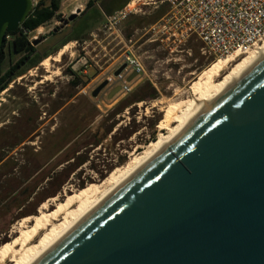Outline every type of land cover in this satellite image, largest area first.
I'll return each mask as SVG.
<instances>
[{
    "label": "rangeland",
    "instance_id": "374dc122",
    "mask_svg": "<svg viewBox=\"0 0 264 264\" xmlns=\"http://www.w3.org/2000/svg\"><path fill=\"white\" fill-rule=\"evenodd\" d=\"M89 1L88 13L97 10L101 14L98 27L77 42H68L69 49L58 62L49 60L57 51L35 67H24L20 77L0 92V247L16 240L12 228L24 218L36 217L43 203L66 200L68 191L100 187L113 172H123L134 160L130 154L160 135L166 103L191 99L193 83L218 61L204 58L193 38L178 42L172 36L176 33L169 20L173 15L170 2L175 0H136L131 9L130 1L125 9L131 11L124 19L113 11L125 0H60L57 17L27 35L40 33L42 40L32 56L44 54L67 37ZM76 10L81 13L73 22L50 35L61 19ZM11 43H5L1 74L21 57L13 53ZM127 58L136 61L143 73L129 82L133 73H128L113 89L107 86L93 97L92 92L114 77ZM48 60L46 68L42 64ZM71 81L79 85L71 87ZM125 82L130 83V92L111 94ZM151 92L154 99L147 96ZM138 95L144 100L112 117L116 106ZM112 123L116 125L101 145L81 149L102 138ZM127 125L128 131L136 132L123 139L126 132L116 131ZM73 150L88 158L76 169L73 160L64 162Z\"/></svg>",
    "mask_w": 264,
    "mask_h": 264
},
{
    "label": "water",
    "instance_id": "95a60500",
    "mask_svg": "<svg viewBox=\"0 0 264 264\" xmlns=\"http://www.w3.org/2000/svg\"><path fill=\"white\" fill-rule=\"evenodd\" d=\"M31 11L0 0V46ZM37 264H264V60Z\"/></svg>",
    "mask_w": 264,
    "mask_h": 264
},
{
    "label": "bare ground",
    "instance_id": "6f19581e",
    "mask_svg": "<svg viewBox=\"0 0 264 264\" xmlns=\"http://www.w3.org/2000/svg\"><path fill=\"white\" fill-rule=\"evenodd\" d=\"M135 1L131 0L130 9ZM68 49L69 46L66 45L49 60L58 62ZM49 60L44 61L42 65L48 68ZM263 60L264 36L248 53L214 60L217 62L191 86V99L166 103L168 106H165L164 118L158 127L160 135L141 151L130 154L134 160L123 172H113L100 187H89L79 192L68 191L66 200L53 198L43 203L36 217L24 218L12 228L11 236L16 237V240L0 247V264H37L134 174L203 117Z\"/></svg>",
    "mask_w": 264,
    "mask_h": 264
},
{
    "label": "built area",
    "instance_id": "2783aa9c",
    "mask_svg": "<svg viewBox=\"0 0 264 264\" xmlns=\"http://www.w3.org/2000/svg\"><path fill=\"white\" fill-rule=\"evenodd\" d=\"M30 1L33 10L44 0ZM170 4L173 15L169 20H173L176 33L172 36L178 42L193 38L200 44V54L210 61L248 53L264 36V0H175ZM130 11L124 8L117 14L124 19ZM36 30L23 34L27 36ZM39 36L40 33L27 37L28 43L31 45ZM13 39L11 35L4 38L8 42ZM124 70L127 71L119 77L107 79L109 88L113 89L128 73L135 72L136 77L143 73L140 65L129 58ZM129 84H122L119 94L130 92Z\"/></svg>",
    "mask_w": 264,
    "mask_h": 264
},
{
    "label": "trees",
    "instance_id": "16d2710c",
    "mask_svg": "<svg viewBox=\"0 0 264 264\" xmlns=\"http://www.w3.org/2000/svg\"><path fill=\"white\" fill-rule=\"evenodd\" d=\"M100 1L104 2L103 0H100ZM130 1L131 0H125L124 3L121 6H119V8L117 10L113 11V14L115 12L122 11L128 5V3ZM59 8H60V0H44V1L40 2L30 12V14L26 18V20L22 23L20 28H18L13 33H7L6 34V35H11L14 37V39L12 40V43L10 45L11 50L13 51L14 54H18L21 57L4 74L0 73V92L6 90L8 85L12 81H14L16 78L20 77V75L25 71L24 67L31 66V68H32V67L37 66L41 62V60H43L44 58L49 56L48 54L56 53L63 46H65L68 42H71V41L77 42L83 34L91 33L94 29H96L98 27V23L100 21L101 14L97 10L92 14L88 13L89 10L92 8V3L89 1L85 6L84 11H82V13L80 14V16H81L80 19L75 24L71 33L67 37H65L63 40L58 42L57 45L53 49H51L50 51H46L44 54H42L40 56H37L33 59H29L34 54V49L28 43L27 36L23 34V31L32 32V31L38 29L39 27L45 25L47 22H49L52 19H54L55 17H57V13L59 12ZM106 10H107V12H110V11H108V8ZM5 43H6V41L4 40L3 44L0 46V64L6 58ZM27 60H28V62H27ZM25 61L27 62V65L24 66L23 62H25ZM212 64L210 66H212ZM78 85H79V81H71V83H70L71 87H77ZM150 90H151V88H150ZM147 96L150 99L155 98L154 92H151ZM143 98L144 97L138 95V96L126 101L125 105H123L122 107L116 106L114 108V110L112 111V117H115V116L121 114L125 109L129 108L133 104L143 101L144 100ZM115 125H116L115 123H112L111 127L103 135L102 138L97 139L95 141H92V143L91 142L85 143L83 146H81V149H83L87 146H90V145L91 146L93 145L94 147L101 145L103 140H105L106 137L112 132V129ZM128 129H129V127L127 125L123 128L118 129L116 131V133H118L119 131L126 132L123 139H127V138H130L136 132L133 129L131 131L130 130L128 131ZM78 152H79V150H77V151L73 150V155L66 156V158L64 160L65 163L73 160V162H74L73 168H75V169L78 167H81L82 165H84L88 161V158H86V157L83 158V157H81L80 154L76 155Z\"/></svg>",
    "mask_w": 264,
    "mask_h": 264
},
{
    "label": "flooded vegetation",
    "instance_id": "af4514ba",
    "mask_svg": "<svg viewBox=\"0 0 264 264\" xmlns=\"http://www.w3.org/2000/svg\"><path fill=\"white\" fill-rule=\"evenodd\" d=\"M70 23H71V22H70ZM58 32H59V31H58ZM58 32H56V33H58ZM56 33H53V34H50V35H55ZM40 38H41V37H40ZM37 39H39V38H36L35 40H37ZM39 40H41V39H39ZM41 43H42V40H41L37 45H33V43H32L31 46H32V48L34 49L36 46H38V45L41 44ZM49 51H50V50H49ZM33 58H34V57L31 56L29 59H33ZM19 59H20V58H19ZM16 62H17V61H16ZM16 62H15V63H16ZM27 62H28V60H27ZM27 62H26V61L23 62V63H24L23 65H24V66L27 65ZM15 63H14V64H15ZM12 66H13V65H12ZM24 66H23V67H24ZM23 67H22V68H23ZM46 72H47V71H46ZM103 89H104V88H103ZM103 89H102V90H103Z\"/></svg>",
    "mask_w": 264,
    "mask_h": 264
}]
</instances>
